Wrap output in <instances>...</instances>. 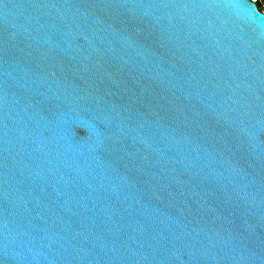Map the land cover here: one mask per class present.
Instances as JSON below:
<instances>
[{"label":"water","instance_id":"95a60500","mask_svg":"<svg viewBox=\"0 0 264 264\" xmlns=\"http://www.w3.org/2000/svg\"><path fill=\"white\" fill-rule=\"evenodd\" d=\"M0 264H264L256 4L0 0Z\"/></svg>","mask_w":264,"mask_h":264},{"label":"built area","instance_id":"2783aa9c","mask_svg":"<svg viewBox=\"0 0 264 264\" xmlns=\"http://www.w3.org/2000/svg\"><path fill=\"white\" fill-rule=\"evenodd\" d=\"M250 2L259 5V11L264 14V0H250Z\"/></svg>","mask_w":264,"mask_h":264},{"label":"trees","instance_id":"16d2710c","mask_svg":"<svg viewBox=\"0 0 264 264\" xmlns=\"http://www.w3.org/2000/svg\"><path fill=\"white\" fill-rule=\"evenodd\" d=\"M258 8H259V5L257 4ZM260 9V8H259Z\"/></svg>","mask_w":264,"mask_h":264}]
</instances>
